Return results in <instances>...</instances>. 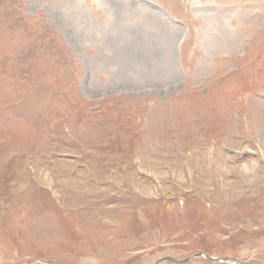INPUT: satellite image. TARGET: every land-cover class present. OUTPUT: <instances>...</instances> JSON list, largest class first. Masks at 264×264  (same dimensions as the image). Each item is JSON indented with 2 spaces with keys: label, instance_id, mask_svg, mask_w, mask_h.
<instances>
[{
  "label": "rangeland",
  "instance_id": "374dc122",
  "mask_svg": "<svg viewBox=\"0 0 264 264\" xmlns=\"http://www.w3.org/2000/svg\"><path fill=\"white\" fill-rule=\"evenodd\" d=\"M243 262L264 0H0V264Z\"/></svg>",
  "mask_w": 264,
  "mask_h": 264
},
{
  "label": "water",
  "instance_id": "95a60500",
  "mask_svg": "<svg viewBox=\"0 0 264 264\" xmlns=\"http://www.w3.org/2000/svg\"><path fill=\"white\" fill-rule=\"evenodd\" d=\"M199 256H201L200 254H199ZM209 260H214V259H212V258H208ZM167 260H169V261H174L173 259H170V258H167ZM187 260H189V259H187ZM187 260H185V261H187ZM243 264H248V263H246V262H243Z\"/></svg>",
  "mask_w": 264,
  "mask_h": 264
},
{
  "label": "bare ground",
  "instance_id": "6f19581e",
  "mask_svg": "<svg viewBox=\"0 0 264 264\" xmlns=\"http://www.w3.org/2000/svg\"><path fill=\"white\" fill-rule=\"evenodd\" d=\"M177 21V20H176ZM219 163V162H218ZM188 219V218H187Z\"/></svg>",
  "mask_w": 264,
  "mask_h": 264
}]
</instances>
